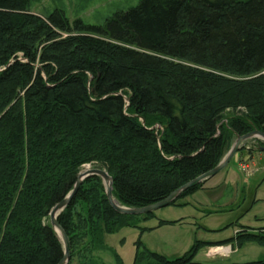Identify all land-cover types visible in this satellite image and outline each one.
Wrapping results in <instances>:
<instances>
[{
    "label": "trees",
    "instance_id": "1",
    "mask_svg": "<svg viewBox=\"0 0 264 264\" xmlns=\"http://www.w3.org/2000/svg\"><path fill=\"white\" fill-rule=\"evenodd\" d=\"M254 130L264 132V0H141L102 25L0 0V264H59L50 212L86 165L109 173L120 206L146 207L216 168ZM153 217L117 213L103 179L87 177L58 217L68 264H92L106 234ZM248 242L264 246V232L196 241L169 259L139 238L133 264H199L204 247Z\"/></svg>",
    "mask_w": 264,
    "mask_h": 264
},
{
    "label": "rangeland",
    "instance_id": "2",
    "mask_svg": "<svg viewBox=\"0 0 264 264\" xmlns=\"http://www.w3.org/2000/svg\"><path fill=\"white\" fill-rule=\"evenodd\" d=\"M140 1L30 0V9L42 17L61 9L71 21L80 18L86 24L102 25L116 12L128 11L138 6ZM262 147L264 140H248L229 166L211 181L213 183L223 177L219 187L199 189L178 201L187 203L186 206L170 205L155 211V217L141 220L140 228L126 226L116 233L106 234L105 244L119 255L122 264H133L139 238L151 251L174 259L184 256L196 241L228 240L246 229L264 232V151L259 150ZM90 168L93 167L86 165L81 173ZM255 173L256 179L250 183L249 179ZM243 188L244 197L240 195ZM199 202L205 208L200 213ZM161 220L178 222L161 227ZM144 228L149 230L142 233ZM226 246L232 248L227 257L214 254L212 250L215 247L207 246L198 252L195 261L199 264H238L264 258V246L253 242L242 248L232 243ZM108 248L95 251L92 264H118L114 252ZM74 264L80 262L75 261Z\"/></svg>",
    "mask_w": 264,
    "mask_h": 264
},
{
    "label": "water",
    "instance_id": "3",
    "mask_svg": "<svg viewBox=\"0 0 264 264\" xmlns=\"http://www.w3.org/2000/svg\"><path fill=\"white\" fill-rule=\"evenodd\" d=\"M251 139L264 140V132L259 131V130H254L248 133L247 135L238 136L231 150L228 152V154L224 157V159L221 161V163L216 168L201 175L200 177L194 179L193 181L187 183L180 189L173 192L169 197H167L163 201L156 203V204L146 206V207H141V208H127L124 206H120L117 203V201L115 200L113 196V179L105 169L90 168L84 171L83 173H80L73 191L63 201L58 203L50 212L51 226L54 228V230L56 231L59 238L64 244V257L59 262V264L69 263L71 243H70L67 233L62 228V226L59 224L58 217L66 209V207L70 204L71 200L76 196V194L78 193L80 189L81 184L87 177L97 175L103 179L104 185L106 188V196H107L108 202L117 213L121 215H126V216H142V215H146L150 213H155V211L168 207L172 205L173 203H175L181 197V195L185 193L186 191H188L189 189H192L198 186L200 183H203L204 181L206 182L208 179H211L217 176L218 174H220L222 171H224L229 166V164L235 159L237 154L240 152L242 145ZM260 151H264V147L261 148Z\"/></svg>",
    "mask_w": 264,
    "mask_h": 264
},
{
    "label": "crops",
    "instance_id": "4",
    "mask_svg": "<svg viewBox=\"0 0 264 264\" xmlns=\"http://www.w3.org/2000/svg\"><path fill=\"white\" fill-rule=\"evenodd\" d=\"M260 152H263V151H260ZM222 173V172H221ZM256 176H257V174L255 173L250 179H249V181H250V183H252L255 179H256ZM264 175H262V177H263ZM216 177V176H215ZM215 177H213V178H215ZM213 178H211V179H208L205 183H204V186H203V188L202 189H206V190H211V189H215V188H217V187H219L220 186V184H221V182L223 181L222 179H223V177H221L219 180H217V181H215V182H211L212 180H213ZM263 181H264V179H263ZM263 184V183H262ZM261 184V185H262ZM246 187V186H245ZM244 192H245V188H243L241 191H240V195H242L243 197H244ZM198 211H199V213L201 212V210H203V209H205V208H203L202 207V205H201V203L199 202L198 204ZM199 227V226H198ZM200 228H201V226H200ZM238 230H240V229H238ZM202 241H204V240H202ZM221 241H225V240H218V241H205V242H211V243H217V242H221ZM226 247H229L230 248V253L232 252V248L230 247V246H226Z\"/></svg>",
    "mask_w": 264,
    "mask_h": 264
},
{
    "label": "bare ground",
    "instance_id": "5",
    "mask_svg": "<svg viewBox=\"0 0 264 264\" xmlns=\"http://www.w3.org/2000/svg\"><path fill=\"white\" fill-rule=\"evenodd\" d=\"M214 247L215 248L212 250V252L216 255L221 254V256L227 257V255L230 254V248L229 247H224V246H214Z\"/></svg>",
    "mask_w": 264,
    "mask_h": 264
}]
</instances>
